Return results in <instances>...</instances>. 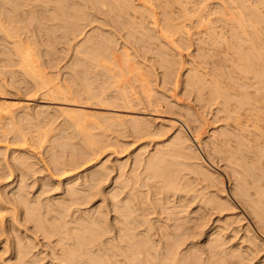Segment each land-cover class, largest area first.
<instances>
[{
	"label": "bare ground",
	"instance_id": "6f19581e",
	"mask_svg": "<svg viewBox=\"0 0 264 264\" xmlns=\"http://www.w3.org/2000/svg\"><path fill=\"white\" fill-rule=\"evenodd\" d=\"M186 19L189 21L186 22ZM100 20L110 21L109 23L112 26L124 31L126 37L132 39L139 48L142 47L145 56L148 53L153 54V59L162 69H160V77L164 84L175 83L177 85L178 82H181V69L185 67L184 63L186 62L182 50L194 46L193 50L188 53L190 56L188 59L190 60L189 63L186 62L189 65L184 70L186 73L183 81L185 85H183L187 92L188 90H195L196 96L200 100L206 98L203 102L218 103L216 109L225 112L223 113L225 114L224 117L228 119L225 126L223 129L220 127L222 130H218L219 132L215 130L210 134V140H212L216 153L219 152L218 154L222 153L225 156L226 165H228L226 167L231 169V173H226L232 177L233 193L238 197L244 208L251 213L257 226L259 225L260 229L263 228L264 230V0H0V21L4 24L1 28L5 29L3 30L6 38L9 36L15 38V41L13 39V46H9L13 42L8 43L9 50H4L6 46L0 48V54L3 55H0L2 56L0 61L4 60L8 64L15 61L13 55H17L23 73L35 83L38 88L36 89H41L44 95L61 104L58 109L62 113H68L69 116L68 114L67 116L70 118L72 117V115L70 116L71 113H77L73 116L88 113V110L79 106H89L90 104L84 105L82 103L83 105H81V103H76V99H74V96L79 95L81 90L86 92L89 99L98 97L100 101L107 100V104L111 106L119 102L128 109L133 104H140L144 101L152 105L154 103L161 105L164 101L163 98H157L153 92L154 89L151 87L150 73L155 68H152V66L147 67L143 61L137 60L126 45L128 42L121 44V47H117V38L113 37L114 35L110 31L106 30V32L102 29V24H100L101 27L94 24L87 36L85 35L86 38L84 36L85 39L73 42L76 36L82 32V27ZM80 21H84L85 24L82 26ZM33 23L38 24L39 30H36L40 32L41 37H45L47 42L52 40V33L59 27L64 29V33H62L65 38L72 39L69 41L72 42L74 53L73 65L82 68L80 69L82 73L79 71L73 73L78 82H75L76 77L74 75L67 77L63 81L65 84L58 82L56 76H51L43 70L39 62L40 57L37 54L38 48L36 52V49L32 50L38 42L35 36L33 39L29 34L31 31L30 25ZM55 33L57 34V32ZM3 41H5V38L2 43ZM50 45H52L51 42ZM136 48L138 49V47ZM177 54L181 56V58L178 57L180 59L176 58ZM78 73H81L82 76H79ZM111 78L113 80L115 78V80L110 81ZM131 79L134 81L132 82ZM113 82L116 89L113 88L115 90L106 93L104 96L103 93L105 94V91H107L105 89L110 88V86L106 88L107 86L105 87L104 83L109 85ZM97 87H103V90L100 92ZM100 101L98 102L100 103ZM165 104L171 110L175 107L170 103ZM8 105L0 104V112L5 110L7 116L11 114V116H14L15 113L11 112L12 107L9 106V108L11 107L10 111L7 109ZM111 106L105 107L112 109ZM13 109L16 108L13 107ZM40 109L39 112L41 113ZM189 110L191 111V109ZM39 112L37 110V113ZM193 113L192 111L189 113L190 118H179V121L171 120L168 125L170 128H174L173 135L171 134L172 136L168 140L158 143L155 151L143 157L144 159L137 157V163L139 162L142 165L141 168H143L142 171L140 170L141 172L139 171L142 177L138 175L139 173L132 172L134 177H141L139 180L143 179L144 184L152 178V180L158 179L164 185L163 189L164 187L168 188H165V191L168 190L169 192L173 189L177 191L181 188L179 185L180 178L184 180V177L180 175L179 178L176 173H173L176 170L171 171L173 169L171 164L177 162L171 161L169 158L178 161L177 158L180 157L179 164L182 166L180 167L186 168L188 166L187 171L189 169L194 174L196 173L195 175L199 176L197 178L202 183L204 181L205 188L208 189L204 194L205 196L200 198L201 203H199L204 207H198L199 216L190 219L180 217L179 220V215H174L175 213H182L181 205L176 206L178 210L176 208L175 210H169V206L167 205V207L162 203L161 206H164L163 208H167L170 212H168V216L174 215V217H168V221L171 219L173 222L170 220V223H166V220L161 227L158 226V228H161L159 229V232L161 230L159 241L151 238L153 233L150 229L151 227L154 228L151 224L152 221L148 222L147 217L144 215L145 210L143 211L141 207L142 202L139 201L138 204V200L142 201L140 198L143 197V194L139 193V198V194L137 195L139 191L136 192V188L132 185L134 188L131 186L132 189H127L126 196L119 197L121 191L125 190L128 185V182L126 184L122 181L124 179H120L121 176L119 177L120 180L114 179L118 188H114V191L111 190L112 188L110 189L111 206L115 212L114 225L112 224V226L116 230V236L115 238L111 237L113 241L103 238L111 230L109 229L108 220H106L107 214L100 209L102 208L100 206L95 208L93 212L89 211L91 214L87 213L88 215H83L82 212L75 216L72 211L75 217L72 216V221L70 219V222L67 221L68 214L66 211H69L68 205H71V202L73 204V201L87 198L93 187H95L93 186L94 181L103 175L106 169H93L92 173H89L88 178L86 177V180L83 181H86L85 188H89L88 192H85V196L83 192L80 194L79 190L76 189L77 187L69 182L68 192L70 190V194L72 193V201L62 199L59 202L43 204L39 202L40 200L28 201L25 198L27 196H24L26 193L18 187L19 189L16 192L13 191L16 194V202L18 201L16 206L20 204L21 208H24L22 211V213L24 212V219L33 221L34 227L44 235L59 234L57 236L59 239L56 238L61 247V255L59 256L62 257L61 259L65 261V264H141L143 261L145 264H242L249 255L257 250L255 246L258 243L257 238L259 236L252 225L248 223L244 230L246 231L244 232L245 235L242 236L241 240L232 242L233 236L236 235L235 237H237V232L239 233L241 229L239 227L240 222L243 221L242 215L238 212L219 214V222L217 221L218 223L213 226L211 231L207 232L204 242L199 246L198 243L196 244L195 237L200 234L202 226V223H200L201 217H206L212 210L223 213L224 210H233L235 206L232 198L226 192V188H224L222 174L218 173L204 159L201 154L203 152L200 153L196 148V144L200 147L204 143V138L198 129V126L203 123V118L198 113V115ZM104 116L106 117V115ZM104 116L101 118H104ZM80 118L77 117L76 120L78 119L80 122ZM110 118H115L114 120L118 121L119 125L128 121L135 130H150L147 120L137 115L117 114L112 111L108 114L107 121ZM82 120L81 125H83ZM78 121L76 124L79 126L76 127L83 129ZM73 123L75 124V120ZM191 123L194 126L192 127L194 128L193 131L190 127ZM161 125L164 126L165 123L162 122ZM81 128L80 131H82ZM164 132L157 128L154 133ZM93 142L95 143L94 140ZM91 144L92 142L89 145ZM57 145L61 146L59 149L65 150L71 147V150L69 149L70 151L67 152L69 154L65 159V166L76 167V164L79 165V163H83L90 158L79 153L82 150V148L80 149L81 146L78 150V146H73V143L66 140L58 141ZM90 151L92 152V150ZM15 159L18 162L17 157ZM22 159L18 164L21 165ZM77 178L76 180H78ZM74 183L76 184V182ZM251 184L254 185L253 188L255 189L253 193L250 191ZM119 189L120 192L117 191ZM193 190L195 189L193 188ZM20 191H23L24 194ZM222 192H225V195ZM91 194L93 196V192ZM168 203L171 204L170 200ZM156 205L155 203V207ZM140 209L143 212L139 211ZM140 225H146L144 232L138 230ZM231 231L233 234H229ZM154 233L156 232L154 231ZM27 237L31 239V241H27V245H24L27 242L20 244L22 243L20 240V243L17 241L15 244V258L19 262L17 264H34L38 259H35L34 255L29 256L34 247L31 248V246L34 244H31L33 238L29 235ZM188 240L190 245L187 244L186 247H182ZM121 256L122 258H120Z\"/></svg>",
	"mask_w": 264,
	"mask_h": 264
},
{
	"label": "rangeland",
	"instance_id": "374dc122",
	"mask_svg": "<svg viewBox=\"0 0 264 264\" xmlns=\"http://www.w3.org/2000/svg\"><path fill=\"white\" fill-rule=\"evenodd\" d=\"M249 1H252V0H249ZM101 20L97 21L98 23L93 22L92 24L89 23L88 24L89 26L86 25V27L85 26L82 27L83 33L80 32L79 35L76 36V38H75L76 40L74 39L73 42H77L80 40L82 41L83 39H85L88 32L91 30V27L94 24L99 25V26H100V24H102L101 25L103 27L102 29H104L105 31L106 30L110 31V33H112V35H114L113 37L117 38V43H118L117 47H121L122 46L121 44H123V43L126 44V42H128V44H126V45L128 46L130 52L133 53V55H135L137 60L143 61L144 65L146 64L147 67L152 66V68H155V70H153L151 72L152 74L150 73V79L152 80L151 81V87L154 89L153 92L156 95V97L160 98V99L163 98L164 101L161 103V105L159 103H154L152 105V104H148L144 101L140 104L135 103V105L133 104L131 107H129L127 109L125 106H123V104L121 105V103H119V102H116L115 105L111 106V105L107 104V102H108L107 100H105V101L103 100L104 101L103 102V101H100L98 97L89 99L87 97L86 92L84 90H81L82 93L80 91L79 92L80 94L77 96H74V99H76L75 100L76 103L77 102L81 103V105L90 104L89 106H79V107H82V109L88 110V113L87 112L83 113V114L80 113L81 116L80 115L79 116L81 118L78 115L73 116V115H76L77 113H75V114L71 113L70 116L72 115V117L70 118V117H68L69 116L68 113H67L68 114V116H67L66 112L65 113L63 112L64 113L63 114L62 111H60L58 109V106H60L61 104H59L56 100L44 95L43 91L41 89L37 90L38 88L36 87L35 83H33L32 80H30L29 77H27V75H25V73H23V71H22V69L18 63L19 57L17 55H15V56L13 55L14 59H16L15 60L16 62L12 61V62H9L8 64H6V62H4V60L3 61L1 60L0 61V104H3V105L9 104L7 109L9 110L12 107L11 112L13 111L15 114H14V116H11L12 115L11 114L10 115L11 117H10V116H7L8 114L6 112H4L5 110L4 111L1 110L2 112H0V214H1L0 215V264H17V263H19L15 258V253H14L15 252V246H16L15 244L17 243V241L19 242V240H20V242L22 241V243L19 242L20 244H24V242L26 243L28 240L31 241V239L29 237H27V235H29L30 237L33 238V243H31V244H34L31 246V248L33 246L34 247L30 251L31 253L29 254V256L34 255L35 259L38 258V259H36V263H34V264H65V261H62V259H61L62 257L59 256V255H61V253H60L61 247H60L59 243L57 242V240L59 239V237H57V236H59V234L56 233L55 234L56 236L54 235V233L50 236L44 235V233H42L41 231H38L34 227L33 221L24 219V215H23L24 212L22 213L24 208H21L22 206H20V204H19V206H16L17 205L16 203L18 201L16 202L17 199L15 196L16 195L15 192L17 189L21 188V189H23L24 193H26L27 195L24 194L23 191H20V193L24 194V196H27L25 198H27L28 201H30V200L31 201H34V200L39 201L40 200L39 202H41L43 204H46L47 202L48 203L59 202V200H62V199H64V201H67V200L72 201V198H71L72 193L70 194V190L68 192V188H69L68 184H70V183L73 184L74 187H77L76 189L79 190V193L82 194V192H83V195L85 196L86 195L85 192H88L87 190L89 188L88 187L85 188L86 181L85 182H83V181L86 180V177L89 176L90 172L92 173L93 169L94 170H98V169L99 170H105L106 169L107 172L105 171V173L103 175L99 176L96 179L97 181L96 180L94 181L95 183L93 182L94 183L93 186H95V187L92 186L93 187V189H92L93 196H92V194L90 195V193H92V192H90L89 195L87 196V198H85L82 195L86 200L81 199L79 201H73V204L71 202L70 203L71 205H68L69 209L68 208L67 209L69 211H66V213L68 214V215L66 214L67 215L66 219H67V221L70 222V220L72 221V216L74 218L75 216L81 214L82 212L84 213L83 215H85V214L88 215L87 213L91 214V212H93L95 208H97V207L99 208V206L102 207L100 209L105 211V214H107L106 220H108L107 222L110 225L109 229L111 230V231L106 233L107 235L103 236L104 239H108V240L113 241V238H115V236H116V230L112 226V224L114 223L113 218H114L115 212L112 209V206H111L112 200L110 198L111 197L110 196L111 195L110 189L112 188L111 190H113L114 188L117 187L116 186L117 183L115 184L116 179L120 180L122 178L124 180H122V179L121 180L126 182V184L128 182L127 187H125L126 189L124 188L125 190L121 191V194H119L120 195L119 197L122 198V197L126 196L127 192H128L127 189H129V188L132 189L133 186L136 188V190H137L136 192L139 191L137 193V195L139 193L143 194V197H141V198H140V194L138 195L139 198L142 199V201L138 200V204H139V201L142 202L141 203L142 205H144L146 203L144 206L141 205L143 211L145 210V212H143L142 209H140L139 211H142L144 213V215L147 217L148 222L150 220L152 221L151 224L153 225L154 228L152 229V227H151L150 230L152 231L151 233H153V236L151 234V236H152L151 238H154V240L159 241L158 238H160L159 235H161L160 234L161 230L159 232V229H161L160 227L162 226V224L165 223L166 220L168 221V217H171V216L174 217V215L175 216L179 215L178 217L180 220L181 219L180 217L190 219L191 217L199 216L198 207H200V206L204 207V205L200 204L201 203L200 198L205 196L204 194L206 193V190H208V189L205 188V182L203 181V183H202V181L199 178H197L199 176L195 175L196 173L194 174V172L189 171V169L187 171L188 166L185 165L186 168L185 167L181 168L182 166H181V164H179L180 157L177 158L178 161L175 159L169 158V160H171V161L174 160L177 162V163L171 164V168L173 167V169H171V171L176 170L173 172L174 174L176 173L179 178L181 176L184 177V180H182L183 178H180V181H179V183H180L179 185L182 189L180 187H179L181 189V190L179 189L180 191L179 190L175 191L173 189L174 192L172 190L171 191L169 190V192H168V190L165 191V188H167V187H164V189H163L164 185L162 184V182L160 183V181L158 179L152 180L153 179L152 178V179L148 180V182H145V184L143 183V179H141V181H140L139 178L142 177L140 172L143 170V168H141L142 165H140L139 162L137 163L138 158L141 157L140 159H144L143 157H146L149 154H151V152L155 151L156 145L158 143L160 144V142L162 143V141L168 140V138L173 135L174 128H170V126L168 125L171 120H178L179 118H190V116H188V115L191 111H192V113L194 112L195 114L198 113L199 116L201 118H203V120H202L203 123L201 124V126H198L199 127L198 129L204 138V143L202 145H200V147H198V145L196 144V148L200 151V153L203 152L201 154L204 157V159L206 161H208V163L210 165H212V167L215 170H217L218 173L222 174V177H224L223 178L224 188H226V192H228V194L232 198V200L234 202V206H235L233 210H224L223 213L219 212L217 210L216 211L212 210L207 214L206 217H201V222L199 219V222L202 223L201 231H200L201 235L199 234V235H197V237H195L196 244L198 243L197 245L199 246L204 242L205 236L211 231L213 226L219 222L218 219H219L220 215H224L226 213H237L238 212L242 215L243 221L240 222L241 225L239 224V227L241 229L239 230V233L237 232V237H235L236 235L233 236L232 242H238L241 240L242 236L245 235L244 232H246V231H244V230H245L246 225L248 223H250L252 225V227L254 228V231L257 232V234L259 236L257 238L258 243L255 246V249H257V250H255L253 252L254 255L253 254L249 255L246 258L247 260L243 261L242 264H264V230H263V228L261 230L260 229L261 227H259V225L257 226V224H256L253 216L251 215V213L248 211V209L244 208V206L241 204L238 197L233 193V190H232L233 180H231L232 177L230 176V174L228 175V173H226V172L231 173L230 172L231 169L230 168L228 169V167H226L228 165H226L227 162L225 161L226 160L224 158L225 156H223L222 153H221L222 155L218 154L219 152L216 153L217 151L213 147V143L211 142L212 140H210L211 139L210 134H212L215 130L217 132H219L225 126V124H226L225 122H227V120H228L224 117L225 114H223V113H225V112L218 111L216 109L218 106L217 105L218 103H212L211 104L207 101L203 102L206 98L204 100L201 99L202 100L201 101L196 96L197 93L195 90H193V91L188 90V92H187V90L184 87L185 84L183 81H184V76L186 73V72H184V70L189 65V64H186V62L189 63V60H190V59H188V58H190L188 53H190L193 50L194 46H192V48L189 47V49L184 48L182 50L183 51V57L185 55L186 62L184 63L185 67L182 68L183 70L181 69V77H180L181 82H178L179 85H178V83H177V85H175V83L174 84L173 83H168V84L165 83L164 84L162 82L161 77H160V73H161L162 69L159 67L158 63H156V61L153 59V57H152L153 54L148 53V55L145 56L143 53L142 47L139 48V46L135 45V43L132 39L126 37L124 31L119 30V28H117L115 26H112V24L109 23L110 21L108 22L107 20H103L104 21L103 22ZM185 21L187 22L189 20L186 19ZM0 22H1V24H0V30H1L0 31V48H4L6 46V48H4V50H9V48H10L9 46L10 45L13 46L15 38L10 37V36L8 38H6V34L4 31L5 29L1 28L2 25H4V24L2 23V21H0ZM81 23H82V26H83V24H85L84 21H82ZM105 23H107V24H105ZM36 24L37 23H33L32 25H30L31 31L29 34L33 37V39L35 36V39L38 41L36 43L35 47L32 48V50L36 49L35 50V52H36L37 48H38L39 53L37 52V54H38V57H40L39 58L40 60L39 59L38 60L40 62L41 67H43V70L48 72V74H51V76H56L55 78H57V81L58 82L60 81L61 83H64L63 81L67 77L74 75L75 71L81 72L80 69H82V68L80 66L75 67L73 65L74 64L73 63L74 62V53L72 50V42L69 41L72 39H67L63 36L64 29L60 28V27L58 29H56L52 33L53 38H51V39L53 41L50 40L49 42H47L45 37L44 36L41 37V35L39 34L40 33V32H38L39 27L37 24V28H36ZM34 25H35V27H34ZM32 27H34L33 29H35V30H33ZM36 29H38V30H36ZM58 30H60V31H58ZM55 32H57V34ZM60 33H62V34H60ZM81 33H82V35H81ZM121 35H122V37H121ZM58 36H59V38H58ZM84 36H85V38H84ZM54 37L57 39H55ZM4 38H5V41H3V43H2V40H4ZM13 39H14V41H13ZM43 39H45L46 41ZM124 39H125V41H124ZM6 40H8V41L6 42ZM11 42H13V43L9 44V46H8V43H11ZM23 42H25V41H23ZM50 42L52 45H50ZM69 43H71V44L68 45ZM136 47H138V49ZM48 50H50V51L48 52ZM45 51H47V53H45ZM0 55H2V54H0ZM2 56H0V59ZM178 57L181 58V56L180 55L178 56V54H177L176 58L180 59ZM151 62H152V64H151ZM41 63H43V64H41ZM142 65H143V63H142ZM72 68L73 69L75 68V69L73 70ZM155 71H157V72H155ZM51 72L55 75H53ZM81 73H78V75L82 76ZM156 73H157V75H156ZM23 78H25L26 80ZM111 79H110V81L115 80V78H114V80L113 79L111 80ZM29 80H30V82H29ZM76 80H77V77L75 79V82H78ZM131 80H132V82L134 81L133 79H131ZM113 83H110L109 85L108 84L106 85V83H104L105 84L104 86L105 87L107 86L106 88H108L110 86V88H108V89L104 88L105 90H107V91H105V94L103 93L104 96L106 95V93L116 89L115 83L114 84ZM70 84H71V82H70ZM70 84H68V85L70 86ZM96 84L98 86V82ZM97 88H99L98 90H100V92L103 90V87H97ZM100 88H102V89H100ZM113 88H115V89H113ZM109 89H111V90H109ZM83 93H85L86 95ZM159 96H163V97H159ZM88 100L90 103L88 102ZM98 101H100V103ZM71 102H74V101H71ZM165 103L173 104V105H175V107L171 110V108L166 106ZM205 103H206V105H205ZM56 105H57V107H56ZM9 106H11V107L9 108ZM105 106H111L112 109H107V107H105ZM13 107L16 109H13ZM22 108H24V109H22ZM39 109H40L41 113L39 112ZM189 109H191V111ZM37 110L39 113H37ZM9 111H7V112H9ZM112 111H113V113H117V114L122 113V114H130L132 116H135V115L140 116V117L147 120L146 122L149 123V126H150L149 129L150 130H148V131L147 130L146 131L135 130V128L131 127V125L128 121H126V123H124L122 125L121 124L119 125L118 121L114 120L115 118H110V120L108 119V121H107L106 118H107L109 113H112ZM3 112L5 115L2 114ZM25 112H27L28 114ZM106 112L107 113L109 112V113L107 114ZM216 113H218V114H216ZM103 114L106 115V117ZM103 116H104V118H101ZM19 117H21V118H19ZM75 117L80 118L79 119L80 122L78 121V119L76 120ZM81 119H83L82 120L83 125H81ZM74 120H75V124L73 123ZM77 121H78V124L80 123V126L83 127V129L80 127L82 131L79 130L80 129L79 127H76V126H79L76 124ZM162 122L165 123L164 126L161 125ZM192 125L193 124L191 123L190 127L193 131L194 128H192V127H194V126H192ZM157 128H159L165 132L159 133V134L154 133L157 130ZM61 136H63V137L65 136L64 137L65 139ZM69 137H71V138H69ZM61 138L64 141L66 140L69 143H73V146L74 145L78 146V150H79V147L81 146L80 149L82 148L83 153H82V150H81V152L79 151V153L83 154V156H89L90 158L83 163H79V165L76 164V167H68V165L65 166V163H66L65 159L68 157V154H69L67 152L71 150V147L70 148L66 147L67 148L66 150L62 149V148L59 149L61 146L59 147V145H57V144H58V141L62 140ZM55 140L57 143L55 142ZM93 140L95 141V143L93 142ZM89 142L90 143L92 142V144L89 145L90 144ZM55 150L57 152L58 151L59 152L57 153ZM90 150H92V152ZM15 157H17L18 162L21 161L22 158H24V159H22V163H24V164L23 165H22V163H21V165L18 164ZM18 157L19 158L21 157L20 160ZM173 158H175V157H173ZM23 160H26V161H23ZM25 162H27L26 167H25V165H26ZM99 164H101V165H99ZM182 165L184 166V164H182ZM169 167H170V164H169ZM62 168H65V169H62ZM177 168H179V169H177ZM227 170H229V171H227ZM132 172H134L135 174H136V172L139 173L138 175H140L141 177H138V178H136L137 176L134 177V173H132ZM142 175H143V173H142ZM185 176H187V177H185ZM119 177H120V179H119ZM76 178L78 180H76ZM177 179H176V182H177ZM249 179H251V178H249ZM72 180H73V182H71ZM185 181H186V183H185ZM74 182H76V184ZM157 182H158V184H157ZM152 183H153V185H152ZM74 184L77 186H75ZM160 184H162V185H160ZM137 185H138V188H137ZM201 185H203V186H201ZM251 186H252V184H251ZM251 186L249 185V187H251ZM253 186L250 188V191L252 193L255 190L253 188ZM70 187H71V185H70ZM148 188H149V190H148ZM193 188L195 190H193ZM157 190H159V191H157ZM163 190H164V192H163ZM197 190H199L200 192ZM201 190H202V192H201ZM13 191H15V192L13 193ZM117 191L120 192V189ZM107 192L109 193V195ZM202 193H203V195H202ZM39 194H41V195H39ZM222 194L225 195V192L224 193L222 192ZM157 195H159V196H157ZM154 196H155V198H154ZM90 198H91V200H90ZM169 198H171V199H169ZM56 199H57V201H56ZM168 199L170 200L171 204H169V203L167 204V202L169 201ZM158 201L161 203H159ZM172 201H173V203H172ZM155 203L157 204L156 207H155ZM162 203L165 204V206L168 205L169 210H175L177 205H181V208L183 209L182 213L180 212L181 215H180V213H175L174 215L170 214L171 216H168V214L170 212L167 208L166 209L168 211L165 208H163L164 206L163 207L161 206ZM66 204H69V203H66ZM183 205H185V206L182 207ZM138 206H140V205H138ZM144 207H146V208H144ZM176 210H178V208H176ZM72 211H73L75 216L73 215ZM89 211H91V212H89ZM154 211H155V213H154ZM161 211H162V213H161ZM185 212H187V213H185ZM137 213H138V211H137ZM185 216H187V217H185ZM203 220H206V221H203ZM167 221H166V223H170L169 221L168 222ZM158 222H160V223H158ZM171 222H173V220H171ZM205 224H206V226H205ZM158 226H160V227L158 228ZM145 227H146V225H142V226L140 225V227H138V230L144 232ZM112 231H113V233H112ZM154 231L156 233H154ZM230 233H232V231L229 232V234ZM112 236H113V238H111ZM56 238H58V239H56ZM49 239H50V241H49ZM54 240H56V241H54ZM189 240H191V239H189ZM189 240L182 247H186V245L190 242ZM49 242H51V243H49ZM56 242H57V245H56ZM27 244H28V242L24 245H27ZM51 244H52V246H51ZM60 244H61V242H60ZM188 245H190V244H188ZM31 257H33V256H31ZM250 257H251V259H250ZM120 258H122V256ZM141 264H145L144 261Z\"/></svg>",
	"mask_w": 264,
	"mask_h": 264
}]
</instances>
